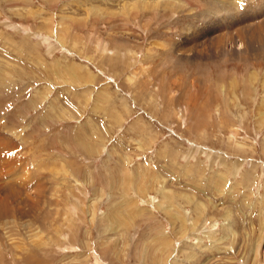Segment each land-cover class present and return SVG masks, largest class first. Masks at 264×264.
<instances>
[{"label":"rangeland","instance_id":"obj_1","mask_svg":"<svg viewBox=\"0 0 264 264\" xmlns=\"http://www.w3.org/2000/svg\"><path fill=\"white\" fill-rule=\"evenodd\" d=\"M0 264H264V0H0Z\"/></svg>","mask_w":264,"mask_h":264}]
</instances>
